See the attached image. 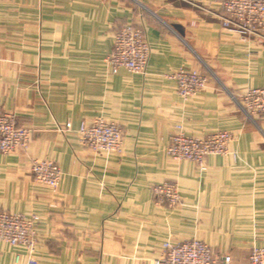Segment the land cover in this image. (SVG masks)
<instances>
[{
  "label": "crops",
  "instance_id": "0c3cea01",
  "mask_svg": "<svg viewBox=\"0 0 264 264\" xmlns=\"http://www.w3.org/2000/svg\"><path fill=\"white\" fill-rule=\"evenodd\" d=\"M222 0H0V107L33 129L26 149L0 154V210L35 220L38 264H150L166 241L198 238L230 264L264 245V116L248 120L232 95L264 86V31L242 39L218 14ZM142 23L151 45L145 74L112 72L115 32ZM185 66L208 76L183 98L168 76ZM97 116L122 127L123 152L83 146L77 129ZM71 121L73 130L58 125ZM181 127L233 134L202 171L167 153ZM34 158L64 172L53 192L34 180ZM172 182L180 204L153 186ZM27 264L0 241V264Z\"/></svg>",
  "mask_w": 264,
  "mask_h": 264
},
{
  "label": "built area",
  "instance_id": "2783aa9c",
  "mask_svg": "<svg viewBox=\"0 0 264 264\" xmlns=\"http://www.w3.org/2000/svg\"><path fill=\"white\" fill-rule=\"evenodd\" d=\"M218 14L224 28L238 34L242 39L250 35H261L264 31V0H222ZM151 56V45L142 23L128 22L114 34L113 48L105 57V63L112 72L125 68L134 73L145 74ZM177 83L178 93L188 98L205 89L208 76L203 72L181 66L168 74ZM248 120L256 121L264 116V86L249 87L241 94L232 95ZM57 130L67 133L73 130L71 121L58 125ZM33 129L20 125L13 112L0 107V154L25 149ZM80 143L95 152L104 154L123 152V129L116 121L97 116L90 121L83 120L78 129ZM233 134L227 130L211 132L203 137L190 136L177 127L171 134L167 153L174 159H189L202 171L207 169V158L213 154H225ZM35 181L57 192L64 172L57 162L50 158H34L31 163ZM153 192L160 204L174 207L181 202V195L175 183L164 181L153 186ZM0 241L20 245L27 251V264H38L34 256L37 245L35 220L21 213L0 210ZM21 255H16L15 264ZM230 255L221 257L216 250L198 238L166 241L161 255L150 264H230ZM250 264H264V245H254L249 252Z\"/></svg>",
  "mask_w": 264,
  "mask_h": 264
},
{
  "label": "rangeland",
  "instance_id": "374dc122",
  "mask_svg": "<svg viewBox=\"0 0 264 264\" xmlns=\"http://www.w3.org/2000/svg\"><path fill=\"white\" fill-rule=\"evenodd\" d=\"M29 128H30V127H29ZM31 137H32V135H31ZM26 148H27V147H26ZM26 148H25V149H26Z\"/></svg>",
  "mask_w": 264,
  "mask_h": 264
}]
</instances>
